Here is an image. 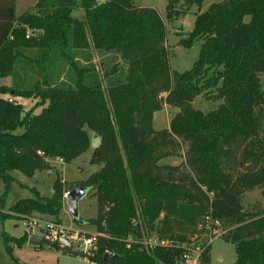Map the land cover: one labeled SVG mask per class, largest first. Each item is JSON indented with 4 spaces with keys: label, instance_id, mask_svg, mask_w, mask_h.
<instances>
[{
    "label": "trees",
    "instance_id": "trees-1",
    "mask_svg": "<svg viewBox=\"0 0 264 264\" xmlns=\"http://www.w3.org/2000/svg\"><path fill=\"white\" fill-rule=\"evenodd\" d=\"M204 1L168 0L167 17ZM196 40L199 58L179 72L171 69L167 26L155 8L134 0H38L17 16L16 0H0V77L12 78L0 86L4 194L13 170L34 176L48 158L69 162L83 154L87 128L101 137L92 161L102 164L85 180L58 176L51 197L21 198L0 209V221L39 214L61 222L65 194L84 187L97 196L98 214L87 221L97 243L87 252L51 246L95 264H178V249H127L123 240L146 230L185 240L212 207L228 230L222 238L235 245L234 264H264V209L243 206L248 190L264 188V0L213 2L180 43L189 48ZM201 94L222 103L205 113L193 105ZM22 98L36 99V107L26 109ZM165 104L179 111L157 131L153 115ZM183 144V164H159L183 155ZM204 187L214 192L212 202ZM31 235L4 232L7 252ZM106 251L119 256L105 260ZM203 260L212 264L210 246Z\"/></svg>",
    "mask_w": 264,
    "mask_h": 264
},
{
    "label": "rangeland",
    "instance_id": "rangeland-1",
    "mask_svg": "<svg viewBox=\"0 0 264 264\" xmlns=\"http://www.w3.org/2000/svg\"><path fill=\"white\" fill-rule=\"evenodd\" d=\"M223 0H205L201 7L193 6L190 9L183 8L181 14L175 19L167 17L168 0H134L135 5L139 7L155 8L164 19L167 26V46L170 51V66L172 70L184 72L193 67L199 58L202 40H196L192 47H185L181 44V39L188 37L195 26L197 14L208 10L213 2ZM38 0H16L17 16L32 9ZM73 15L79 19H84V11L75 9ZM98 71L101 73L103 65L101 56L96 55L95 60ZM12 83L11 77H0V86H9ZM264 85V77H263ZM212 93V92H211ZM163 96L166 93L162 94ZM211 95V94H210ZM9 97V95L7 96ZM26 109L36 107V99L22 98L19 100ZM222 100H216L209 95H199L195 98L193 105L205 113L218 108ZM41 107L36 108L39 112ZM179 111L178 107L165 104L164 107L156 111L153 115V128L157 131L169 127L170 121ZM90 137L89 148L79 157L72 161H61V158H48L49 166L38 170L34 176H28L20 170H13L11 174L14 181L8 193L5 192V184L0 181V199L3 203L0 209L7 212L12 204L21 198L35 197L39 194L43 197H51L54 194V182L59 176L63 181L75 182L87 179L91 174L96 173L102 168L101 163L92 161L93 152L100 144L101 137L91 129H88ZM187 145H182L181 156L172 155L162 158L160 165H179L184 163V152ZM264 188L257 187L248 190L243 198L245 209H264ZM98 214L97 196L93 191L87 190V193L79 201L80 223L74 221L73 216L68 210L67 202L61 213V224L71 229L72 232H83L84 234H96V227L87 223L89 219L95 218ZM43 218L55 219L48 215L33 214ZM29 220L20 216L6 218L0 221V260L1 264H95L81 254H74L66 249H57L51 245H34L29 241L23 246L15 245L13 253L10 255L4 245L3 233L21 237L25 231H30ZM35 234H41L40 230L34 228ZM151 230H146L145 236L150 235ZM34 234V235H35ZM74 250L78 252H87L93 246L85 245L83 241H75ZM210 255L212 264H234L237 260L235 245L226 239L220 237L212 241L210 245Z\"/></svg>",
    "mask_w": 264,
    "mask_h": 264
},
{
    "label": "built area",
    "instance_id": "built-area-1",
    "mask_svg": "<svg viewBox=\"0 0 264 264\" xmlns=\"http://www.w3.org/2000/svg\"><path fill=\"white\" fill-rule=\"evenodd\" d=\"M32 32L27 31V37H30ZM10 101L13 98L9 97ZM43 155V152L39 151ZM63 161V159H61ZM210 201H213L214 192L208 191L205 187ZM68 194V193H67ZM65 194V197L67 196ZM26 219L29 220V228L34 232V228L43 232L44 236L50 240L58 241L61 237L67 238L72 243L75 241H83L85 245L95 246L98 241L99 233L84 234L83 232H72L71 229L65 228L61 222L55 219L43 218L41 216L31 215ZM196 232L188 235L185 240H179L169 237H161L156 232L145 236L143 232L141 237L129 235L125 241L126 248L132 249L134 245H138L139 250L152 251L155 249H178L179 255L176 257L178 264H204V253L216 238L223 237L227 233V229L223 228L219 218L213 215V208L205 213L202 220L196 226ZM74 244V243H73Z\"/></svg>",
    "mask_w": 264,
    "mask_h": 264
},
{
    "label": "water",
    "instance_id": "water-1",
    "mask_svg": "<svg viewBox=\"0 0 264 264\" xmlns=\"http://www.w3.org/2000/svg\"><path fill=\"white\" fill-rule=\"evenodd\" d=\"M87 193V189L84 187H76L68 192L66 196L67 207L73 218L78 219L79 217V201ZM29 242L34 245H51L53 243L49 238L42 235H31ZM58 244L62 247L74 250V244L65 237H61L58 240ZM118 254L112 251L105 252V260H114L118 258Z\"/></svg>",
    "mask_w": 264,
    "mask_h": 264
},
{
    "label": "crops",
    "instance_id": "crops-1",
    "mask_svg": "<svg viewBox=\"0 0 264 264\" xmlns=\"http://www.w3.org/2000/svg\"><path fill=\"white\" fill-rule=\"evenodd\" d=\"M32 234H35L34 232ZM35 235H39V234H35Z\"/></svg>",
    "mask_w": 264,
    "mask_h": 264
}]
</instances>
